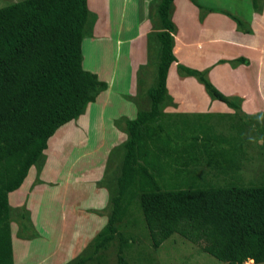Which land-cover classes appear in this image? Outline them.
<instances>
[{"label":"trees","instance_id":"16d2710c","mask_svg":"<svg viewBox=\"0 0 264 264\" xmlns=\"http://www.w3.org/2000/svg\"><path fill=\"white\" fill-rule=\"evenodd\" d=\"M258 1L252 0L254 9ZM152 2H158L160 28L156 81L147 91L150 107L125 121L128 138L107 225L92 252L73 264L91 261L112 242H117L116 264H130L124 254L129 240L119 227L138 196L154 248L177 234L202 244L203 251L220 262L264 263V183L258 188L235 180L225 187L198 186L189 166L203 161L223 174V169L239 168L238 153L231 155L227 139L192 137L184 142L165 131L160 106L169 98L166 78L176 61L177 29L172 20L174 0ZM222 13L239 30L251 33L239 18ZM87 19V0H21L0 8V264H14L8 195L21 187L54 134L107 89L82 66ZM179 68L197 77L212 99L240 109L206 79L205 72ZM169 174L170 179L186 182L185 187L162 189L161 181L170 180Z\"/></svg>","mask_w":264,"mask_h":264},{"label":"rangeland","instance_id":"374dc122","mask_svg":"<svg viewBox=\"0 0 264 264\" xmlns=\"http://www.w3.org/2000/svg\"><path fill=\"white\" fill-rule=\"evenodd\" d=\"M18 1L21 0H0V8ZM141 1L87 0L82 66L96 74L100 81L107 82L109 93L100 98L98 95L77 119L54 134L21 187L8 195L14 264L78 262L92 252L94 242L107 225L110 197L120 171L123 145L128 138L125 120L149 109L147 91L156 81L159 46L156 32L160 28L156 16L158 2L151 1L147 9L141 11ZM207 2L209 5L200 10L201 16L224 15V11L244 24L251 17V0ZM263 12L264 0H259L254 14ZM227 19L237 27L233 19ZM260 24L258 32L262 43L264 19ZM193 26L191 24L190 33L198 39L201 33ZM187 28L186 25L185 32ZM220 30L203 33L204 48L215 53L221 50L219 44L211 45L214 37L222 36ZM242 33L238 29L237 34ZM261 86V94L255 101L258 109L247 117L235 112L229 118L207 120L184 116V119L162 122L166 133L173 138L184 142L192 137L223 138L230 141L227 144L232 147L231 155L238 153L239 168L223 169V174L203 161L197 167L189 166L188 172H194L199 178L198 186L225 187L235 180L241 186L258 188L264 183V107H259L264 106V83ZM235 101L241 104L240 100ZM173 169L169 170L171 174ZM171 174L167 176L169 179ZM185 185L186 182L182 184L174 178L161 181L162 189L166 190L184 188ZM119 231L129 240L124 254L130 264H226L206 254L202 244L191 243L177 234L154 248L139 196ZM116 248L117 242H112L83 264H116ZM245 264L254 263L248 261Z\"/></svg>","mask_w":264,"mask_h":264},{"label":"crops","instance_id":"0c3cea01","mask_svg":"<svg viewBox=\"0 0 264 264\" xmlns=\"http://www.w3.org/2000/svg\"><path fill=\"white\" fill-rule=\"evenodd\" d=\"M151 1L142 0L141 11L144 8L147 9V5ZM196 2L202 7L209 5L207 0ZM173 3L172 20L177 28L176 34L173 35L176 61L171 65L167 74L166 89L169 98L160 106L161 121L175 118L184 119V116L207 120L229 118L235 112H240L241 117H247L254 113L258 109L255 101H258L261 85L264 83V39L261 43L258 32L259 26H262L260 21L264 19V12L261 15H255L251 0V17L249 21L245 22L251 29V33H242L246 35L243 38L239 37L242 34H237L236 25L229 22L227 16L212 13L201 16L200 10L191 0H174ZM191 24H194V29L201 33L198 35V39L190 33ZM186 25L188 28L185 32ZM211 29H221L222 32L221 37H214L211 41V45L219 44L218 47L221 48L216 53L204 48L205 42L201 41V39L204 40L202 36H205V32L211 31ZM226 33L237 36L229 37ZM180 66L205 72L206 79L219 92L233 101L236 99L241 101V104L238 105L240 109L235 111L225 103L212 99L200 80L195 76L185 75L180 70ZM105 83L107 84V82ZM101 93L99 98L101 95H107L109 91L106 89ZM259 107L263 108L264 106L259 105ZM135 117L136 113L126 120H132ZM215 174L217 175V173ZM198 179L196 176L197 183H199Z\"/></svg>","mask_w":264,"mask_h":264}]
</instances>
